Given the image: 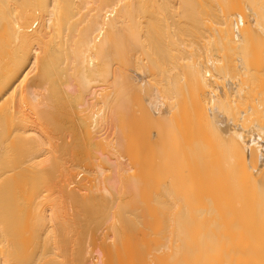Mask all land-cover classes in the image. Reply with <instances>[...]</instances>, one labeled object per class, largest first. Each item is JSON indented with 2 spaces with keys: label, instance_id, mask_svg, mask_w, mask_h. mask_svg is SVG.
<instances>
[{
  "label": "bare ground",
  "instance_id": "6f19581e",
  "mask_svg": "<svg viewBox=\"0 0 264 264\" xmlns=\"http://www.w3.org/2000/svg\"><path fill=\"white\" fill-rule=\"evenodd\" d=\"M211 1L0 0V264H264V154L245 153L230 126L236 119L232 128H239L245 107L236 101L254 92L244 95L241 88L247 81L253 86V80L260 85L255 77L264 75V0H213L215 6ZM260 62L262 69L256 66ZM226 84L234 89L226 91ZM209 117L230 126L224 128L228 133ZM254 125L249 124L252 132V127L259 129ZM203 137L209 144L211 139L213 149L206 145L213 153L207 154L209 147L205 151L208 163L199 156L212 169L210 174L209 165L204 170L210 175L209 194L197 208L193 202L200 198L194 195L201 192L189 189L186 181L185 191L179 178L191 176L177 173V166L185 170L182 149L193 153V144H202ZM132 140L164 142L165 148L157 147L171 155L181 149L179 165L173 157L177 164L169 163L175 174L167 164L170 153L159 156L165 155L162 150L158 156L167 165L155 160L166 168L157 171L156 162L151 166L157 175L164 171L174 177L176 182L169 180L176 190L162 173L167 185L162 183L160 192L152 194L153 189L147 196L137 180L139 189L130 186L131 173H125L139 171L133 159L141 147ZM176 140L190 145L178 147ZM150 147L157 151L156 145ZM73 151L93 160L100 155L103 164L96 159L95 167L77 165ZM67 154L77 166L67 168L68 157L62 159ZM86 156L80 157L83 163ZM191 161L186 164L192 166ZM93 170L110 175L99 181L94 177L97 183L91 186ZM137 190L138 197H148L151 211L141 241L126 220L137 213L129 208ZM102 221L112 224L107 226L112 232L120 226L114 233L122 235L115 236L118 242L113 233L107 235L112 242H106ZM98 226L105 236L98 233L96 244ZM157 235L164 243H157ZM85 236L96 240L88 242ZM93 242L99 246L89 250ZM143 245L153 248L147 247L151 257Z\"/></svg>",
  "mask_w": 264,
  "mask_h": 264
},
{
  "label": "rangeland",
  "instance_id": "374dc122",
  "mask_svg": "<svg viewBox=\"0 0 264 264\" xmlns=\"http://www.w3.org/2000/svg\"><path fill=\"white\" fill-rule=\"evenodd\" d=\"M214 1H215V0H214ZM172 2H173V0H172ZM211 2L214 3L213 0H212ZM215 4H216V3H214L213 5L215 6ZM213 5H212V7H214ZM170 21H171V20H170ZM168 23H170L169 20H168ZM256 56H257V55H256ZM258 57H259V56H258ZM258 57H254V58H253V56H252V59H253V60L255 59L254 61H257V62H258V61H262V59L264 58V57H262V59H261V58H260L261 56H260L259 58H260L261 60H258ZM256 58H257V60H256ZM257 62H256L255 64H258ZM263 62H264V59H263ZM263 62H262V63H263ZM262 63L260 62L261 65H259V66L256 65V66H257L258 68H259V67H260V68L263 67ZM261 69H262V68H261ZM258 70H259V69H258ZM261 75H262V74H261ZM257 76H260V75H257ZM261 77H264V75L261 76ZM261 77H255V80H256L257 78L260 80V81H259V80L257 79L261 86H260L258 83H256L257 81H255V82L253 83V81H254V80H253V81L251 82V83L253 84V86H250V83L247 81L246 83H249V84L246 85V83H245V84H244V85H245V88H244V87L241 88V91L244 90V91H242L243 94H244V93L246 94V92H248L247 90H249V89H250V92H251V89H252V92H253V91H254V92H253V93H248V94H251V95H248V94L245 95V94H244L245 96H251L252 98H251V97H245L243 94H241V95H242V98H243V96H244V99H245L246 101H245V100H242L243 102H238L239 100L236 101V103H238V106L240 105V106H239L240 109H242L244 106H245L244 108L247 109V104H248V106H249V109L246 110V109L243 108L244 110L242 109V111H240L241 115H239V113H238V115H239L238 118H239L241 121H242V119H243V120L245 121V123H244V121L241 122V121H239V120L237 119V122H239V128L234 129V128H232L234 122H235V125L238 124V123H236V119H234V120L232 119V120H231V121H234V122H231V123H233V124L230 125V126H232V127H231V129L233 130L232 132H234L233 134H234V136H236V139H237V140L239 139V140H238V141H239L238 143L242 144V145H239V147L241 146V147H245V148H246V150H245V148H243V149H244V152L246 151L245 153L250 152V153H253V154H257V153H258V154H261V153L264 154V153H263V152H264V143H263V141H264V139H263V137H264V133H263V131H264V130H263V129H264V126H263V125H264V121H263V120H264V119H262V118H264V116H262V115H264V110H261V109H264V104H263V103H264V93H263V91H262V90H264V86H263V89H261V88H262V84H264V81H261V80L264 79V78H261ZM249 81H251V80H249ZM256 84H257V85H256ZM248 85H249V86H248ZM225 86H226V87H225ZM227 86H228V87H227ZM229 86H230V85H227V84H226V85H224L223 87H224V89L226 88L225 90L227 91V90H231V89H232L231 87L229 88ZM240 86H241V85H240ZM240 86H239V88H240ZM242 86H243V84H242ZM257 86H258V87H257ZM223 87H222V88H223ZM252 87H253V88H252ZM256 87H257V88H256ZM259 87H260V88H259ZM254 88L257 89V93H256V90H255ZM258 88L260 89L259 91H258ZM233 89H234V88H233ZM233 89H232V90H233ZM235 89L237 90L238 87H237V88L235 87ZM232 90H231V91H232ZM239 90H240V89H239ZM255 93H256L257 95H256ZM228 96H229V98L231 99L232 96H231L230 94H228ZM230 96H231V97H230ZM232 98H233V97H232ZM255 99H256V100H255ZM240 100H241V99H240ZM245 102H247V103H245ZM262 102H263V103H262ZM239 103H241L242 105L239 104ZM244 103H245V104H244ZM257 104H258L259 106H258ZM260 104H261V105H260ZM236 106H237V105H236ZM242 106H243V107H242ZM255 106H256V107H255ZM253 107H254V109H253ZM250 109H251V110H250ZM258 109H259V111H258ZM248 110H249L250 114L252 113L254 116H253L252 114L249 115ZM253 110H256V111L254 112ZM243 111H244V112H243ZM238 112H239V111H238ZM247 112H248V113H247ZM257 112H258V113H257ZM131 113H132V112H131ZM135 113H136V115H137V112H135ZM135 113H134V114H135ZM242 113H243L244 115H243ZM246 113H247V114H246ZM260 113H261V114H260ZM138 114H139V113H138ZM233 114H235V113H232V115H233ZM258 114H259V115H258ZM236 115H237V114H235V116H236ZM238 115H237V116H238ZM246 115H247V117H246ZM248 115H249L250 117H249ZM257 115H258V116H257ZM137 116H138V115H137ZM251 116H252V117H251ZM242 117H243V118H242ZM257 117H258V118H257ZM236 118H237V117H236ZM241 118H242V119H241ZM247 118H248V119H247ZM250 118H251V119H250ZM208 119H209L210 123H211V121H212L213 124H214L215 121H216L215 124H218V126H220V129L224 130V128H226L224 125L221 126V122L223 123L224 121H219V120H218V121H219V122H218L217 119H213V118H210V117H209ZM245 119H246V120H245ZM256 119H258V121H259L258 124L256 123V122H258V121H256V122H255V121H252V120H256ZM259 119H260L261 121H260ZM226 120H227V119H226ZM248 120H249V121H248ZM227 121H228V120H227ZM229 121H230V119H229ZM229 121H228L227 123H230ZM248 122H249L250 126H251V125H254L255 123H256L255 125H259V127H257V128H259V129H256V130H254V128H256V127H252V128H253V132H254V131H258V132H254V134L256 133L255 136H254V134H253V132H252V129H251V127L249 126ZM251 122H252V123H251ZM253 122H255V123H253ZM212 123H211V124H212ZM219 123H220V125H219ZM240 124H241V125L243 124L242 127H241ZM245 124H247L249 127L247 128V125H245ZM260 124H261V125H260ZM255 125H254V126H255ZM226 126H227V125H226ZM230 126H228L227 128H230ZM243 126H246V129H248L249 132H248V130L246 131V130L243 128ZM260 126H262V127H260ZM221 127H222V128H221ZM240 127H241V128H240ZM227 128H226V129H227ZM249 128H250V129H249ZM228 130H229V129H228ZM228 130H226V131L224 130V131H223V132H225L224 134L228 133ZM243 130H244V131H243ZM250 130H251V131H250ZM259 130H260V131H259ZM261 130H263V131H261ZM238 132H239V133H238ZM247 132H248V133H247ZM250 132H251V133H250ZM249 133H250V134H249ZM242 134H243V135H242ZM245 134H246V136H245ZM240 135H241V137H240ZM247 135H248V136H247ZM253 136H254V138H253ZM152 138H154V136H153ZM204 138H206V137L200 138L201 140L203 139V140H202V144H200L201 141H199L200 143H196V144L194 143V144H193L194 148H195V147H197V148L200 147V149L195 148V149H194L195 151H194V150H193L194 152L192 151L193 153H191V151H189V150H185V151H184V150L182 149V151H181L182 153L184 152L183 154L185 155V157H187V158L182 157V160L180 159L182 162L185 160V163L183 162V163H184V167H183V166H182V167L185 168V170H186V167H187V166H188L187 169H188L189 167H190L191 169L189 168V171L186 170L187 173H185V170H183V169L180 168L181 166H180V167L177 166V170H178V171L175 170V171H177V173L179 172V170H182L183 173H181V171H180L181 175H183V174H185V175L189 174V175L191 176V177H189V176L187 175V178H186L185 175H183L185 178H183V179L179 178V179H180V180H179V179H177V178H178L180 175H177V178H176V179L179 180V181L182 183V186H186V185H187V186H189V189H190L191 187H197V191H198V192H199V191H200L201 193L203 192L202 194L200 193L199 196H197V194L194 195V196H195V199H196V197H198V199L200 198V200H197V199L195 200V201H197V202H193V203H194V206H196L197 203H199V202H200V203H199V205H200V204H201V201H202V203L205 202V204H206L207 199H204V198L207 196V193H208V191H207V189H206V188L208 187V185H206V184H208V182H210V181H207V183H206V180H208V178L210 179V175H209V174H210L211 172L209 173V171H211V170H209V169H212V168L210 167L211 164H210V165L208 164L209 167H210V168H209L207 164L204 165V163H203L204 161H205L206 163H208V162H207V160H208L207 156L209 155V153H210V154H211V152L213 153V150L211 151V148L213 147V145H212V143H211V142H212L211 139H210V144H209V141L206 142V141H205L206 139L204 140ZM200 139H199V140H200ZM248 139H249V140H248ZM207 140H208V137H207ZM253 140H254V141H253ZM132 141H133V140H132ZM136 141L140 142V140H134V141L132 142V144H133L134 142L136 143ZM151 141H152V140H147V141H144V140H143L142 142L138 143V144H137L138 146L141 145V147L139 146V149H138V150H137L138 147H135L136 150H137V152H136L137 155H136V158L134 157L135 159H133V160H134V161L137 160V161H136L137 164H138V166H137V170H139V171H134V170L132 171V170H131L132 172H135V174H136L135 180H132V176H135L134 173H133V175H131L132 172H130V171H129V173H125V177H127L126 174H130V173H131L130 175H128V176H130V177H129L128 179L126 178L127 181L133 182V185H130V186L133 187V186H135L136 184H138L137 182L135 183V181L137 180L140 184L142 183V185H140V184L136 185L137 188H135V189H139V188L141 187V190H143V189L147 190L148 192H145L147 196L149 195V191H150V190H153V189H154V190L152 191V194H153L154 192L158 191V190H159V192H160V190H161L162 187H163V186H162V183L165 182V180H164V179H161V178L164 176L165 179H167L166 177H168V176H167V173H166V175L163 173V172H164V171H163V168H166V166L164 167V165H167V164L170 165L169 163H175V162H174L175 160L178 162V164H177V162H176L175 164L179 165V163H180L181 161L177 160L176 158H177V157H178V158H181L180 156L182 155L181 152H179V154L177 155V152H178L179 150H181V149H179L178 151H176L175 155H177V156L175 157V155L172 154V155H173V156H172L171 153H170L169 151H168V152H167V151H164L162 148L159 149V147H160L159 143L162 144L163 146H161V147H164V148H165V146H167V144L165 145V144H163L164 142L161 143V141H159V142L155 141L154 143H153L154 140H153L152 142H151ZM162 141H165V140H162ZM176 141H178V140H176ZM180 141H181V142H180ZM180 141H178V143H179V144H180V143L182 144V141H183V140H180ZM130 142H131V141H130ZM144 142H145V143H144ZM150 142H151V144H149ZM168 142H169L168 145H171V144H173V143L176 145V143L173 142V141H172V143H170V141H166V143H168ZM203 142H204L205 144H204ZM249 142H250V145H249ZM178 143H177V144H178ZM186 143H188V144H186ZM186 143H185V141H183V144H184V145H181V144L179 145V144H178V147L185 146V144H186V146H187V145H190L189 142L186 141ZM144 144H145V146H144ZM153 144L156 145V147H157V144L159 145V147L154 148V149H157V151L155 150V151H156L155 153H154V151H153V147H150L151 145L153 146ZM174 144H173V145H174ZM203 144H204L205 146H207L206 149H205V147H204ZM206 144L210 145L211 148H210V146H208V145H206ZM213 144H214V143H213ZM197 145H198V146H197ZM149 147H150V148H149ZM201 147H202V150H201ZM208 147L210 148L209 151H207V149H209ZM247 147H248L249 149H250V148H253L255 151H253V149H251V150H252V151H251V150H249ZM148 148H149V149H148ZM151 148H152V150H151ZM184 148H185V147H184ZM141 149H144V150L141 151ZM146 149H147V150H146ZM192 149H193V148H192ZM212 149H213V148H212ZM161 150L164 151V152H166L165 155L160 154V153H162ZM82 151H83V150H82ZM139 151H141V152H139ZM158 151H159V153H158ZM188 151L190 152V154H188V153H189ZM196 151L198 152V154H196V153H197ZM205 151H207V154H208V155L205 154ZM210 151H211V152H210ZM69 152H70V150H69ZM69 152H68V153H69ZM73 152H75V151H73ZM76 152H77V151H76ZM76 152H75V153H76ZM144 152H145L146 154H148V156H150V157L148 158V156H147L146 154H144ZM164 152H163V153H164ZM171 152H172V151H171ZM187 152H188V153H187ZM200 152H201V153H200ZM75 153H73V154H75ZM80 153H81V152H79V154H78V152H77L76 157H75V155L73 156L72 152H71V154H70V153H69V154L72 155V157H73V158H71L72 160H75L76 158H78L79 161L83 163V159H84L85 155H88V156H89V154H88V153H84V154H85V155H84L83 153H81L82 155H81V156H78V155H80ZM153 153H154V154H153ZM167 153H170L171 156H170L168 159H170L172 162H170V160L168 161V163H167L166 161L163 162V161H164L163 158L161 159V158L159 157V156L162 155V156H164V157L167 158V157L169 156V155L166 156ZM172 153H173V152H172ZM180 153H181V154H180ZM185 153H186V154H185ZM69 154H67L66 157L63 156V158H62L63 161H64V160H65L64 158L67 159V157H68V161H67V160H66L67 162L64 161V162L66 163L65 165H67V164L69 163V165H67V168H70V166H71V167H74V166L76 165V163L74 164L75 161H74V162H69V161L71 160V159L69 160V158L71 157V156H69ZM140 154H141V155H140ZM143 154H144V156H145L146 159L144 158ZM150 154H151V155H150ZM159 154H160V155H159ZM204 154L207 155V156H205ZM258 154H257V155H258ZM83 155H84V156H83ZM95 155H96V154H95ZM98 155H99V154H98ZM139 155H140V156H139ZM158 155H159V156H158ZM191 155H192V156H191ZM199 155H200V156H205V157L202 158V157H200ZM88 156H86V160L89 161L90 164H89V163L87 164V163H86L87 161H85V163L82 164V163H80V162L78 161V159H77L76 162H77V161L79 162V163L77 162V165H82V166H84V167H89V166H90V167H95L94 165H96L97 162H98V163L100 162L101 165L103 164L101 161H98V160H99V157H101L100 155H99V157H97V158H95V157L93 156V158H95V159H94L95 161H96V159H97V161L95 162L96 164H94V163L92 162V160H93L92 158L90 159V157H92V155H90L89 157H88ZM137 156H138L139 158H138ZM151 156H152L154 159L151 158ZM155 156H157V157H156V158H157L156 160H158V159L160 158V160H158V161H159V162L161 161V162H163V163H165V164H164V165H159V162H157V161L155 160ZM188 156H189V157H188ZM190 156H191V157H190ZM194 156H197V158H196V157L193 158ZM80 157L83 158V159H81ZM172 157H173V159H175L174 161L172 160ZM74 158H75V159H74ZM147 158H148L149 160H148ZM166 158H165V160H166ZM183 158H185V159H183ZM200 158L204 159V161L202 162V159H200ZM62 159H61V161H62ZM89 159H90V160H89ZM100 159H101V158H100ZM190 159H193V160L191 161ZM197 159H200L201 161H200V160H197ZM72 160H71V161H72ZM84 160H85V159H84ZM94 160H93V161H94ZM121 160H122V159H121ZM124 160H125V159L123 158V161H124ZM138 160H139V161H138ZM144 160H145V161L147 160L146 162H147L148 164H147ZM154 160H155V161H154ZM162 160H163V161H162ZM186 160L191 161V162H190V165H192V166H189V164H186V163L189 162V161L186 162ZM194 160H195L196 162H195ZM149 161H150V162H149ZM197 161H198V164H197ZM141 162H142L144 165H143ZM153 162H154V163H153ZM155 162L158 163L157 165H159V166H158V170H157V169H153V168H155L154 166L156 165ZM199 162H201V164H202V166H203L204 169L202 168L201 164H199ZM91 163H93V165H92ZM151 163H153V164H151ZM163 163H161V164H163ZM166 163H167V164H166ZM209 163H210V162H209ZM71 164H72V165H71ZM73 164H74V166H73ZM140 164H142V165H140ZM149 164H150V166H149ZM77 165H76V166H77ZM91 165H92V166H91ZM145 165H146V166H145ZM180 165H181V164H180ZM199 165H200V169H199ZM140 166H141V167H140ZM151 166H153V168H152ZM160 166H163V168H162V171H163V172L160 171V173L157 175V174H155L154 172H155L156 170L159 171V168H161ZM170 166H172V164H171ZM175 166H176V165H174V167H175ZM196 166H198V167H197L198 170H197V168L195 169ZM206 166H207L208 168H206ZM150 167H151V168H150ZM167 167H168V166H167ZM138 168H139V169H138ZM143 168H144V169H143ZM145 168H146V169H145ZM147 168L150 169V170H152V171L148 170ZM169 168H170V167H168L167 169H169ZM175 168H176V167H175ZM175 168H173V166H172V168H170V169L172 170L171 172H173V174H175V171H173ZM179 168H180V169H179ZM192 168H193V169H192ZM201 168H202L203 170H201ZM205 168L207 169V171L209 170V171H208L209 174L207 173L208 175L205 173V171H206ZM78 169H79V168H77V169H73L72 172L74 171L75 174H76V173H77L76 171H78ZM170 169H169L168 171H166V170H165V171H166V172H169ZM79 170H80V169H79ZM95 170H96V169H95ZM142 170H143V171H142ZM144 170H146V171H144ZM160 170H161V169H160ZM191 170H194V171H191ZM199 170H200V171H199ZM204 170H205V171H204ZM93 171H94V170H93ZM148 171H149V172H148ZM157 171H156V173H158ZM190 171H191V172H190ZM195 171H196V172H195ZM198 171H199V172H198ZM202 171H203V173H202ZM96 172H97V173H96ZM96 172L94 171V173H96L95 175H91L93 172L90 174L89 177L92 176L91 179L87 176V177L90 179V180L88 179L89 181L92 180V183H91L92 185L90 184V182L88 183V181H87V185H88V186H89V184H90L91 186H93V184L96 185L95 183H97V182H95L96 180L94 181V177L99 181V177H101V179H102L103 176L106 175V176H105V178H106L107 176L110 175V174H109L110 172H108V171H107L108 174H106V173H105L106 171H105V172H104L105 175L102 173L101 176L98 174V173H99L98 171H96ZM138 172H139V173H138ZM140 172H141V173H140ZM147 172H148V173H147ZM171 172H170V174H172ZM142 173H143V174H142ZM145 173H146V174H145ZM151 173H152V174H151ZM161 173H162V175H161L162 177L159 176ZM193 173H195V174H193ZM196 173H197V174H196ZM201 173H202V174H201ZM53 174H54V172H53ZM56 174H57V173H56ZM56 174H55V175H56ZM81 174H82V176H83V173H81ZM81 174H80V175H81ZM137 174H138V177H137ZM149 174H150V175H149ZM154 174H155V175H154ZM163 174H164V175H163ZM168 174H169V173H168ZM173 174H172V175H173ZM192 174H193V175H192ZM204 174H205V175H204ZM80 175H79V176H80ZM85 175H86V174H85ZM87 175H88V174H87ZM144 175H145V176H144ZM194 175H195V176H194ZM202 175H204L205 177L202 178ZM56 176H57V175H56ZM56 176H55V178H56ZM96 176H98V177H96ZM150 176H152V177L150 178ZM157 176H158L159 179L157 178ZM173 176L176 177V175H173ZM53 177H54V175H53ZM153 177H154V178H153ZM164 177H163V178H164ZM169 177H171V175H169ZM169 177H168V179L166 180L167 182H168V180H169ZM180 177H182V176H180ZM188 177H189V178H188ZM194 177H195V180H194ZM199 177H200L201 179H200ZM207 177H208V178H207ZM103 178H104V177H103ZM130 178H131V179H130ZM142 178H143V179H142ZM147 178H148V179H147ZM152 178H153V179H152ZM156 178H157V179H156ZM173 178H174V177H171L170 179H173ZM192 178H193V179H192ZM204 178H205V180H204ZM206 178H207V179H206ZM53 179H54V178H53ZM133 179H134V177H133ZM146 179H147V181H146ZM187 179H188V180H187ZM190 179H191V180H190ZM140 180H142V181H140ZM143 180H144V181H143ZM157 180H158V181H157ZM162 180H164V181L161 182ZM182 180H183V182H182ZM202 180H203L204 182H203ZM93 181H94V182H93ZM170 181H172V180H169V186L172 185V187L174 186L173 188L175 189V186L177 185L176 183L173 182V181H175V178H174V180H173L172 182H170ZM185 181L188 182V183H187L186 185H183V183H185ZM151 182H153V184H152ZM155 182L158 183V185H157ZM159 182H160V183H159ZM175 182H176V181H175ZM177 182H178V181H177ZM190 182H191V184H189ZM192 182H193V183H192ZM196 182H197V184H196ZM54 183H55V182H54ZM144 183H145L146 187H145V185L143 186ZM154 183H155V185H154ZM171 183H173L174 185L171 184ZM203 183H204V185H203ZM55 184H56V183H55ZM148 184H149V185H148ZM151 184H152L153 186H152ZM170 184H171V185H170ZM178 184H180V183H178ZM188 184H189V185H188ZM53 185H54V184H53ZM97 185L99 186L100 184H97ZM139 185H140V187H139ZM163 185L165 186V185H167V184L164 183ZM193 185H195V186H193ZM202 185H203V186H202ZM55 186H56V185H55ZM55 186H54V187H55ZM142 186H143L144 188H143ZM148 186H149V187H148ZM159 186H160L161 188H160ZM187 186H186V188L183 187V188L185 189V191L188 189ZM190 186H191V187H190ZM54 187H53V189H54ZM152 187H153V188H152ZM177 187H178V186H177ZM179 187H181V184H180ZM202 187H203V188H202ZM55 188H56V187H55ZM158 188H160V189H158ZM135 189H134V190H135ZM189 189H188V190H189ZM199 189H200V190H199ZM204 189H205V191H204ZM55 190H56V189H55ZM175 190H176V189H175ZM208 190H209V188H208ZM53 191H54V190H53ZM96 191H97V190H96ZM135 191H136V190H135ZM55 192H56V191H55ZM150 192H151V191H150ZM198 192H197V193H198ZM206 192H207V193H206ZM141 193H142V192H141ZM205 193H206V194H205ZM55 194H56V193H55ZM55 194L53 193L54 196H56ZM129 194H130V193H129ZM138 194H139V193H138V190H137V194L131 196V204H130V202H128V200H126V204H127V202H128L130 205L133 204V205L130 206V207H129V205H128V207H129L130 209H131V208H135V209L137 210V213H138V212L140 213V214L135 213V215H133L134 217L138 215V216H141L142 219H144V216H145V220L143 221V220H142L140 217H138V216H137V217H138L139 219H137L136 217H135V218H136V220H139V221H135V220L132 221V219L130 220V217H131V216H130V217H127L126 220L129 221L128 225L130 224V225H129V228L127 227L128 229H130V227L133 226V228L130 229V233H131V232L134 233L136 236H138L139 240L141 241V240H142V239H141V238H142V233H141V232L144 231V229H142L141 227L144 228L146 225H147V227H148V225H150V217L147 216V215H149V214L151 213V211L149 210V208H148V204H147V203H148V197H146V198H141L140 196L138 197ZM208 194H209V193H208ZM204 195H205V196H204ZM128 196H130V195H128ZM136 196H137L138 198H137ZM132 197H135V198H132ZM53 198H54V197H53ZM173 198H174V197H173ZM206 198H207V197H206ZM55 199H56V198H55ZM128 199H129V198H128ZM136 199H137V200H136ZM138 199L141 200V204H140V202H139ZM202 199H203V200H202ZM136 201H137V203H136ZM145 201H146V203H145ZM203 201H204V202H203ZM132 202H133V203H132ZM55 204H56V203H55ZM139 204H140V206H139ZM143 204H145L147 207H146L145 205H144L145 207L142 206ZM199 205L196 206V207L198 208ZM201 205H202V204H201ZM125 206H126V205H125ZM203 206H204V204H203ZM55 207H56V205H55ZM128 207H127V208L124 207V208H122V209L125 210V208H126V210H127ZM143 208H144V209H143ZM122 209H121V213H122ZM145 209H147L148 211H146ZM124 210H123V211H124ZM126 210H125V211H126ZM128 210H129V209H128ZM141 210H142V211H141ZM125 211H124V212H125ZM143 211H144L145 213H143ZM157 211L160 212L159 209H157L156 212H157ZM158 212H157V213H158ZM157 213H156V214H157ZM122 214H123V213H122ZM124 214H125V213H124ZM136 214H137V215H136ZM144 214H145V215H144ZM196 214H197V213H196ZM197 215H198V214H197ZM197 215H196V216H197ZM155 216H156V217H159V216H160V218L162 219V216H161L160 214H157V215H155ZM134 217H131V218L134 219ZM147 217H148V218H147ZM128 218H129V219H128ZM140 219H141L142 221H141ZM197 219H198V218H194V220H196L197 222H199V220H197ZM126 220H125V223L127 224L128 221H126ZM106 221H108V220H106ZM106 221H105V222H106ZM145 221H146V222H145ZM105 222L102 221V223H101V222L98 223L99 225L104 223V225H101V226H103L102 228L104 229V231H103L102 228H100L101 226H98V227H99V231H98V229H97L98 232H96V230H95V231L92 230V231H93V235H94V232H95V235H96V236L98 235V233H102V231H103V233H106V231H107L108 233L105 234V235H106L105 238L107 239L106 242H108L110 239L107 238V235H108V237H109V236L113 233L114 237H115V236L117 237V236H119V235L121 234L120 232H119V234H116V235L114 234V233H117V232L119 231L120 226H117L119 222L116 223V226L118 227V228H117L118 230H114L115 232H112L113 229L111 230V228H110V229L108 228L109 226L112 225V224L109 225V222H111V221L109 220V222H107V223H105ZM134 222H137V223H134ZM141 222H142V223H141ZM148 222H149V223H148ZM194 222H195V221H194ZM120 223H121V222H120ZM120 223H119V224H120ZM125 223H124V224H125ZM132 223H134L135 225H132ZM138 223H139V224H138ZM140 223H141V224H140ZM144 223H145V224H144ZM198 224H199V223H198ZM198 224H197V227L202 226V225L199 226ZM204 224H205V223H204ZM105 225H106V227H105ZM108 225H109V226H108ZM128 225H126V226H128ZM137 225H139V226L137 227ZM141 225H143V226H141ZM144 225H145V226H144ZM107 226H108V227H107ZM116 226H115V228H116ZM136 227H137V229H136ZM106 228H108L109 230L106 229ZM115 228H114V229H115ZM134 228H135V230H136V231L134 230L136 233L132 230V229H134ZM139 228H140V229H139ZM146 229H147V228H146ZM100 230H101V231H100ZM110 230H111V233L109 232ZM141 230H142V231H141ZM116 231H117V232H116ZM140 231H141V232H140ZM197 232L199 233V231H197ZM96 233H97V234H96ZM103 233H102V236L104 235ZM195 233H196V232H195ZM68 235H69V237H70V236H71V233L69 232ZM95 235H94V236H95ZM99 235H100V234H99ZM99 235H98V236H99ZM105 235H104V236H105ZM113 235H112V236H113ZM196 235H197V237H199L198 234H196ZM196 235H194V236H195L194 238H196ZM94 236H92V238H91L90 236H89L88 238H86V236H85V238H84V237H83V238L86 239L88 242H89V240H96V239H97V241H98V236H97L96 239L93 238ZM96 236H95V237H96ZM100 236H101V235H100ZM120 236H122V235H120ZM157 236L159 237V235H157ZM114 237H112V240H113V241L115 240V239H113ZM116 237H115V238H116ZM83 238H82V239H83ZM110 238H111V236H110ZM118 238H120V237H118ZM121 238H122V237H121ZM102 239H103V237H102ZM106 239H103V240L105 241ZM108 239H109V240H108ZM156 239L158 240V241H157L158 244H159V242L164 243L163 241H161L162 239H160V237H159V238L156 237ZM197 239H198V238H197ZM99 240H100V239H99ZM118 240H119V239H118ZM118 240H117V238H116V241H117V242H118ZM122 240H123V239H122ZM122 240H120L121 245H122ZM83 241H85V240H82V243H84ZM97 241H96V242H97ZM100 241H101V240H100ZM100 241H98L96 244H99ZM123 241H124V240H123ZM109 242H112V241L110 240ZM120 242H119V243H120ZM85 243H86V241H85ZM85 243H84V244H85ZM94 243H95V242H93V244H92V243H89V246L92 247V248L89 247V248H90L89 250H91V249H93V248H94L95 250L97 249L96 247H98L99 245L96 246V245H94ZM86 244H88V243H86ZM86 244H85V245H86ZM124 244H125V243H124ZM124 244H123V245H124ZM71 245H72V244H71ZM123 245H122V246H123ZM122 246H120V248H121ZM68 247L70 248V245H69ZM141 247H142V246H141ZM141 247H140V249H141ZM145 247H146V248H145ZM147 247H151V246H147V245L145 246V245H143L142 249H143L144 252H145V250H146L145 254L148 253V255L151 257V255L149 254L148 250L151 252V250H152L153 248L151 247L152 249H149V248H147ZM155 247L157 248V245H156ZM160 247H161V244H160ZM156 248H154V251H153L154 253H158V251L160 250V248L158 247V248H159V249L157 248L158 251H155ZM70 249H71V248H70ZM123 249H124V247H123ZM124 250H125V249H124ZM151 253H152V252H151ZM93 255H94V257H95V255H97V254L94 253ZM143 255H144V254H143ZM148 255H147V258H148V259L145 257L146 255H144V257H145L146 260H147V261L145 260L146 262H148V261L150 260V257H148ZM116 256H117V254H116ZM95 258H96V257H95ZM94 260H95V259H94ZM149 262H150V261H149Z\"/></svg>",
  "mask_w": 264,
  "mask_h": 264
}]
</instances>
